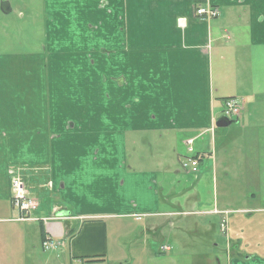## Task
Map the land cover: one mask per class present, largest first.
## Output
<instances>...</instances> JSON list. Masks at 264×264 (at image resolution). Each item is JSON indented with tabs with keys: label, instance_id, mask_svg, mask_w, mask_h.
Returning <instances> with one entry per match:
<instances>
[{
	"label": "crops",
	"instance_id": "obj_1",
	"mask_svg": "<svg viewBox=\"0 0 264 264\" xmlns=\"http://www.w3.org/2000/svg\"><path fill=\"white\" fill-rule=\"evenodd\" d=\"M10 3L0 0V11L10 12ZM73 3L68 15L56 9L57 0H42L41 7L39 1L38 13L29 7L24 22L29 31L49 5L57 22H44V44L23 61L33 74L25 73L23 81L14 74L20 93L12 85L0 90V264L120 263L118 244L127 235H117L114 248L109 240L122 220L136 223L145 238L169 237L167 227L179 216L210 217L211 227L227 211L237 214L231 219L237 227L253 223L252 216L264 213V206L252 205L255 195L264 193V0ZM206 4L218 9L216 19L194 16V9ZM76 13L94 20L89 27L97 31L96 41L106 42L101 61L89 64L84 40L65 26L66 16ZM19 62L0 55L1 67ZM100 63L107 73L103 81L72 67L88 71L93 64L100 69ZM95 83L101 86L96 93ZM47 96L55 98L53 106ZM226 98L237 99L241 112L235 123L217 128ZM102 132L109 137L99 139L103 154L94 155V140ZM146 145L154 151L142 149ZM187 156L198 160L196 175L181 169ZM14 177L38 202L32 221H20L12 205ZM126 190L133 194L132 205L125 203ZM223 216L220 224L223 219L227 224ZM47 236L64 247L43 251ZM231 242L237 252V232ZM159 245L160 251L140 250L155 260L165 254L161 247H170ZM235 255L264 264L254 252ZM93 258L98 260L84 263Z\"/></svg>",
	"mask_w": 264,
	"mask_h": 264
},
{
	"label": "rangeland",
	"instance_id": "obj_2",
	"mask_svg": "<svg viewBox=\"0 0 264 264\" xmlns=\"http://www.w3.org/2000/svg\"><path fill=\"white\" fill-rule=\"evenodd\" d=\"M25 1L27 2L28 5L25 3ZM39 1L41 7L42 0H11L10 5L12 10L8 13H3L0 11V55L1 54L14 55L15 60L20 61L18 64L15 63L9 64L7 67L0 66V90L5 85L8 86L12 85L14 87V91L19 94L20 91L22 90V85L15 84L14 74L16 75V77H19L21 81L24 80L25 73L33 74V71L31 69L28 70L26 67H24L23 61H27V55L32 52L33 53L36 52L38 48H40V46L44 44L42 43V39H41L42 38L41 36H43L44 22H46L48 25H51L52 20L54 18L51 13L55 10L54 7L49 5L47 9L44 11V16H43L40 9L39 17L35 18V28L29 31L24 26V22L28 18L30 8L33 13H38ZM57 1L60 4L58 5V7H56V9H58L60 12H63L62 14H67L66 13L67 8H71L70 10H72L74 5H77L74 4L73 2L81 1L82 3H84L85 1H87L91 3L92 1H96V0H57ZM83 18H85V16L80 15L79 13H76L71 16H66V19L68 21H66L65 26L73 29V31L77 34L78 38L80 39V42L84 40V44L85 46L88 47L89 50L88 61L89 64H91V61L95 62L98 61L99 59L101 61L103 59L102 55L107 54V49H105V47L102 46V44H106V42L98 43L96 41L97 31H94L89 27V25L94 24L95 21L91 19L86 20ZM55 22H57V19H55ZM62 23H63V17H62ZM79 24L83 26H85L86 24L87 26L85 27L87 29L81 30V28L78 27ZM102 28L103 27H101V29ZM97 43L100 44L98 47L99 49H94L96 48ZM117 45L118 43H116V48ZM103 50H105L106 53ZM98 55H100V57H97ZM82 58L83 56H79V59ZM96 64H98V62ZM63 65L64 64H62V66ZM72 67L74 72H80L83 75L85 74H88L90 76L94 75L95 79L98 76H101L102 81L104 77L107 78V73L102 69L101 63H100V69H98V67L93 64V68L91 67L93 71L90 70L91 68L88 71H81L80 64L78 65V67H76V65ZM20 70L24 71V73L18 75ZM47 72H48V65L45 66L44 77L46 76ZM108 76H112V75H108ZM73 78H75V75H73ZM103 84L106 87L105 82H103ZM100 87L101 86L99 84L95 83L94 85L95 93L100 90ZM44 88L45 86L43 87L41 92L43 95H44ZM54 91H56V89H54ZM228 99H233V98H226L223 100V103L225 100ZM48 100H50V102L52 101L53 103L52 106H53L55 103V98L51 96L50 97L47 96L45 101ZM44 105L46 106L48 104H44ZM56 115L57 117L61 116L62 120H66V119L76 120L75 116L59 115V114ZM233 120H236V118H233ZM94 132L96 134V131ZM103 136H105V139L109 137V135L106 136L104 132H102L99 135V137L96 135L95 139L97 140H94L95 141L94 150H93L94 155L97 154L96 153L97 150H99L98 156L103 154V149L105 147V144L101 145V141H100ZM186 144L191 146L192 140H187ZM147 146L148 145H146V147L142 149H146V151L148 152L154 151V146L150 145V149ZM117 148H118V157L120 158V161L123 163V158L125 156V153L122 151L120 145L117 146ZM188 155H193V154L188 153ZM14 178H19V177H14ZM119 184H121V180ZM25 191H26V197L31 199L32 202L36 204V207H38L37 200L29 194L27 189H25ZM125 192H126L125 203L127 205L128 204L132 205L131 200L133 199V194L129 190H126ZM93 198L95 199L96 197L93 196ZM252 205L258 208L260 206H264V193H262L261 195H255ZM79 206H81V204H79ZM126 210H128V208L123 210L122 213H125L124 211ZM32 212L33 211L29 212L30 215ZM18 213L19 215L21 214L20 212ZM216 213L220 214L218 212ZM230 214L231 213L227 211L223 213V215H227L226 217L227 224L224 226V229L222 231L220 228L221 225L220 221L221 218L224 217L223 215L220 216L221 218L219 221L218 218L215 217L213 219V226L211 227L208 226V221L210 217H206L205 221L202 216H198V215H193L190 217H184V216L176 217L178 223L167 227V233L165 234L169 237H163V238H160V236H152V235L148 236L147 238H145L144 236L140 237L138 235L139 226H137L136 223L130 225L131 220H122L120 222L121 227L120 229L117 230L119 232L113 234L114 232H116L114 231V229H112V231L110 232V234L111 233L113 234V235L111 234V238L109 240L112 248H114L115 245L117 244L118 239L116 240L115 238L117 235L119 236L127 235V238H122V239L119 238L120 241L118 245L122 251V254L116 253V258L117 260H119L120 263H115V264H226V260L227 261L231 260L233 264H258L256 262H253L251 259H248L243 262L244 260L243 258L245 256L237 257V255L235 254H240V255L243 254L248 256L250 255L251 252H254V254H256L260 259L264 258V213L255 214V216H252L249 219V221L251 222L254 221V222L249 224H244L242 227L235 226L234 225L235 221H231V219L233 217L235 218V215L237 214L236 213L232 215ZM30 215L29 217H31ZM123 223L126 225H124ZM185 228H187L185 231L183 232L180 231ZM239 228L242 229L243 233ZM178 232H179V236L181 237L180 239L177 236ZM233 232L238 233L239 249H241L242 247L241 250L243 253H239V249L237 250V252L231 251L234 249L233 245H235L236 243V242H231V235ZM50 238L52 239V246H48L47 248L41 247L43 248L42 249L43 251H47V252L57 251L58 249L64 247L63 242L54 240L52 237ZM59 242L62 244L61 247L59 245ZM161 243L170 245L171 248L168 246H166V248L167 249L170 248L171 250L168 253H166L165 251H161L160 253H165L164 256H158L157 259L154 258L155 260H153L152 257L150 258L151 260H148L149 253L146 252L145 255V253L140 250L143 247L144 249L151 248V250L160 251L159 244ZM187 250L189 252H186ZM227 253L231 254L229 259ZM247 256L246 259L248 258ZM97 258L89 259L84 263L98 260ZM74 263L80 264L78 260L75 261Z\"/></svg>",
	"mask_w": 264,
	"mask_h": 264
},
{
	"label": "built area",
	"instance_id": "obj_3",
	"mask_svg": "<svg viewBox=\"0 0 264 264\" xmlns=\"http://www.w3.org/2000/svg\"><path fill=\"white\" fill-rule=\"evenodd\" d=\"M194 16L203 21H210L216 19L219 16L218 9L211 7L209 5L198 6L194 9ZM177 25L181 28L185 26V21L180 19L177 21ZM223 115L228 118L238 117L241 111V105L236 99H228L223 103ZM188 152H191V149H188ZM181 168L189 174H196L198 172V160L195 158H185L181 162ZM11 184V202L13 207L20 212V221L33 220L29 217L30 211H34L37 207L31 199L26 197V191L24 184L19 178H13L10 182ZM216 213V211H214ZM46 220V219H44ZM226 225V220L223 219L221 222L220 228L221 231L224 229ZM225 234V233H224ZM60 247L62 244L59 242ZM48 246H52V239L50 237H46V239L42 243L43 248H47ZM163 250H168L166 247Z\"/></svg>",
	"mask_w": 264,
	"mask_h": 264
},
{
	"label": "water",
	"instance_id": "obj_4",
	"mask_svg": "<svg viewBox=\"0 0 264 264\" xmlns=\"http://www.w3.org/2000/svg\"><path fill=\"white\" fill-rule=\"evenodd\" d=\"M235 123V120H229L226 117H223L222 119H220L217 123H216V127L217 128H222V127H226L232 123Z\"/></svg>",
	"mask_w": 264,
	"mask_h": 264
}]
</instances>
